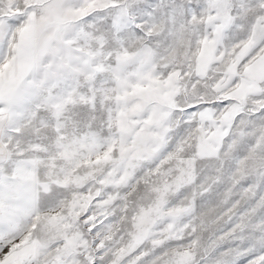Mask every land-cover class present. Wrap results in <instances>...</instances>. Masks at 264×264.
<instances>
[{"label": "rangeland", "instance_id": "rangeland-1", "mask_svg": "<svg viewBox=\"0 0 264 264\" xmlns=\"http://www.w3.org/2000/svg\"><path fill=\"white\" fill-rule=\"evenodd\" d=\"M0 97V264H264V0H0Z\"/></svg>", "mask_w": 264, "mask_h": 264}, {"label": "crops", "instance_id": "crops-1", "mask_svg": "<svg viewBox=\"0 0 264 264\" xmlns=\"http://www.w3.org/2000/svg\"><path fill=\"white\" fill-rule=\"evenodd\" d=\"M2 98L0 97V100H1ZM17 99V102H16V109H17V105L18 106H21V102H22V99H23V95H20L18 98H16ZM13 106V104L12 105H10V108ZM10 108H9V110H10ZM30 246H32V245H30ZM27 248V250L28 251H31L32 250V247H29V246H27L26 247ZM20 259H21V262H23L25 259H27V256L28 255H26V252L24 251H21L20 250Z\"/></svg>", "mask_w": 264, "mask_h": 264}, {"label": "water", "instance_id": "water-1", "mask_svg": "<svg viewBox=\"0 0 264 264\" xmlns=\"http://www.w3.org/2000/svg\"><path fill=\"white\" fill-rule=\"evenodd\" d=\"M53 264H70L69 262H65L64 260H58L54 262Z\"/></svg>", "mask_w": 264, "mask_h": 264}]
</instances>
